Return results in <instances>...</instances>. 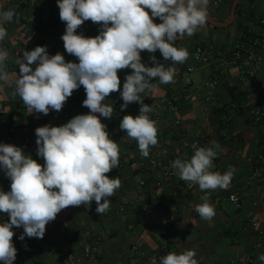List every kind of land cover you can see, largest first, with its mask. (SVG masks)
I'll return each instance as SVG.
<instances>
[{
  "label": "crops",
  "instance_id": "1",
  "mask_svg": "<svg viewBox=\"0 0 264 264\" xmlns=\"http://www.w3.org/2000/svg\"><path fill=\"white\" fill-rule=\"evenodd\" d=\"M232 0H207V7L218 22L230 17ZM239 23L237 14L228 27H214L208 22L199 26L192 36L177 35L173 46L184 48L189 56L183 63L166 61L159 50L141 53L142 63L155 66L150 59L175 69L172 82L151 81L155 88L141 93L143 103L152 109L150 119L158 115V143L150 146L144 157L136 140L129 138L119 125L124 115H139L140 103L133 102L114 119L100 117L109 138L118 144V167L108 175L118 177L121 187L109 198L110 207L104 214L96 212V202L77 206L70 219L46 229L42 239L16 238L17 249L13 264H151L153 258L169 252L194 250L198 264H264L258 257L264 254V120L253 124L238 103L246 97L264 102V0H242ZM13 10L11 22L0 20L7 36L0 41V50L8 53L5 70L9 81H0V143L20 147L24 154L43 165L37 154L35 129L44 125L61 126L76 115L88 114L83 106L86 92L83 86L73 91L59 112L48 115L30 114L22 99L14 95V80L19 78L18 60L25 50L46 46L49 55L58 52L66 62L78 63V58L64 49L62 36L66 24L60 20L57 0H0V12ZM150 9H146L149 11ZM159 18L154 23L159 24ZM101 25L85 21L77 34L95 37ZM258 39L257 47L252 45ZM211 45L214 54L207 65L191 76L192 84L185 85V71L196 64L194 51L198 46ZM244 50L252 51L259 65L246 64ZM33 64L32 68L35 69ZM120 78L122 91L125 77L132 70L123 69ZM222 72V74H221ZM110 93L103 103L110 105ZM172 102L175 109L169 107ZM264 111V104H263ZM99 115V114H97ZM15 128L14 134L11 129ZM201 138V147L219 145L211 171L221 174L234 168L226 189L201 191L197 184L186 182L174 174L171 162L190 159L195 150L187 143ZM255 167L261 171L255 173ZM172 171L167 177L166 172ZM10 179L0 168V191H10ZM209 196L215 209L210 220L201 219L195 211ZM236 195L242 206L237 209L228 199ZM123 208V211L120 209ZM9 216L0 213V223ZM17 229L13 227V230ZM97 231L96 259L84 257V246L89 243L86 231Z\"/></svg>",
  "mask_w": 264,
  "mask_h": 264
},
{
  "label": "clouds",
  "instance_id": "2",
  "mask_svg": "<svg viewBox=\"0 0 264 264\" xmlns=\"http://www.w3.org/2000/svg\"><path fill=\"white\" fill-rule=\"evenodd\" d=\"M60 20L66 29L62 36L64 49L78 58V63L66 62L59 52L49 55L46 46L25 50L18 60L19 78L14 80L15 92L30 114L48 115L59 112L73 91L83 86L86 99L83 106L88 114L76 115L61 126L44 125L35 129L39 164L20 147L0 143V168L10 179V191H0V213L9 221L0 223V261L13 264L17 249L13 244V227H23L19 239H42L46 225L69 206H90L96 202V212L104 214L110 207L109 198L121 187V181L107 173L118 167L119 147L109 138L107 126L100 117L111 118L113 107L103 103L105 98L120 91L118 71L131 69L125 77L120 96L121 111L130 103H140L139 115H124L120 129L137 141L141 155H149L150 146L158 143L156 122L150 119L152 111L143 103L140 94L153 90L151 81L158 78L162 84L172 82L175 69L150 59L155 66L142 63L141 53L157 50L166 61L183 63L189 53L173 46L177 35L192 36L205 22L207 0H57ZM146 9L151 10V15ZM13 10L0 12V20L11 22ZM162 21L154 23V19ZM101 25L95 37L77 34L85 22ZM7 31L0 26V41ZM8 53L0 50V81L8 83L5 70ZM36 67L33 70L32 65ZM99 114V115H97ZM190 159L171 162L180 179L197 184L201 191L226 189L234 168L221 174L211 171L219 145L196 147ZM195 211L201 219L215 216L209 196ZM194 250L169 252L159 257V264H198ZM258 259L264 262V254ZM151 264H157L153 258Z\"/></svg>",
  "mask_w": 264,
  "mask_h": 264
},
{
  "label": "built area",
  "instance_id": "3",
  "mask_svg": "<svg viewBox=\"0 0 264 264\" xmlns=\"http://www.w3.org/2000/svg\"><path fill=\"white\" fill-rule=\"evenodd\" d=\"M260 23L262 25H264V19L261 20ZM244 28L247 31V33H249V31H250L249 28H247V27H244ZM258 44H259V40L257 38L252 40V45L254 47H257ZM214 51H215L214 47L211 46V45L198 46V47L195 48L194 59L196 61V64L190 66L185 71V74H184L185 85L186 86H189V85L192 84L191 76L194 73L198 72L200 70L201 66L209 64V62L211 61V59L213 57ZM243 52L247 53L246 54V60H247L246 64H249V63H253L255 65H259L260 64V61L258 59H256V57H255V55H254V53L252 51L244 50ZM221 74H222V72H221ZM123 103L124 102H123L120 94L114 95V97L112 99L111 106L113 107V113L115 115L121 116L125 112V110L127 108L124 109L123 111H121V105ZM22 104H24L23 101H22ZM263 104H264L263 100H260V99L259 100H255L252 97H246V98H244L243 100H241L238 103V110L241 113L247 114V116L250 118V120L252 121L253 124H259V123H261L264 120V111H263V108H262ZM168 105L172 109H175V106L173 105L172 102H169ZM152 120L155 121V122L158 121L157 113H155V115L153 116ZM10 132H11V134H14L15 128H12ZM193 145H195L196 147H201V138H197V139L193 140L192 142L187 143L186 147H188V148H190L192 150H195ZM254 171H255V173H259L261 171V168L260 167H255ZM172 174L173 173H172L171 170H168L166 172V176L167 177L172 176ZM115 178H117V177L115 176ZM228 199L232 202V204L237 209L241 208L242 202H241V199L238 196L230 195L228 197ZM123 210H124L123 208L120 209V211H123ZM84 236L89 241V243H87L84 246V249H83L84 257L87 258V259L94 260V259H96V256H97V253H98L97 243L100 240V236H99L98 232L94 231V230L86 231Z\"/></svg>",
  "mask_w": 264,
  "mask_h": 264
},
{
  "label": "water",
  "instance_id": "4",
  "mask_svg": "<svg viewBox=\"0 0 264 264\" xmlns=\"http://www.w3.org/2000/svg\"><path fill=\"white\" fill-rule=\"evenodd\" d=\"M241 1L242 0H233L232 5H231L230 17H229L228 21H226V22L216 21L213 18V16L211 15V13H210L207 5H206L205 21L214 27H228V26H230L235 20L236 10H237L238 5L240 4ZM148 12H149V15H151V10H149ZM76 207L77 206H69L68 208H66L64 210H61V212L57 214L55 220L50 221L46 225V229L52 228L56 225H59V224L65 222L70 217V215L73 213V211L76 209ZM23 231H24L23 227H20V228L13 230V232H14L13 240L20 237V235L23 233ZM0 264H3V261H0Z\"/></svg>",
  "mask_w": 264,
  "mask_h": 264
},
{
  "label": "trees",
  "instance_id": "5",
  "mask_svg": "<svg viewBox=\"0 0 264 264\" xmlns=\"http://www.w3.org/2000/svg\"><path fill=\"white\" fill-rule=\"evenodd\" d=\"M233 2V0L231 1V3ZM231 6V5H230ZM240 7H241V3L238 5V8H237V10H236V14H237V19H236V21L238 22L239 21V17H238V14L240 13ZM238 24H239V26H240V28H243V30L244 31H246L245 30V28H244V26H243V22H241L240 21V23L238 22ZM247 32V31H246ZM118 74H119V76H121L122 75V72L120 71V72H118ZM113 119L115 118V117H118L117 115H115L113 112H112V116H111ZM72 216V215H71ZM70 216V217H71ZM70 217L68 218V220L70 219ZM58 226H61V224H59ZM13 230V229H12ZM15 241H16V239H14L13 240V244L15 243Z\"/></svg>",
  "mask_w": 264,
  "mask_h": 264
}]
</instances>
